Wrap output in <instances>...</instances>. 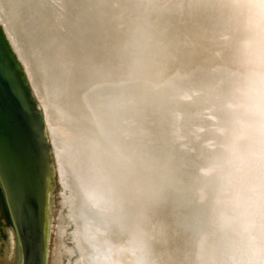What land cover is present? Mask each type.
I'll use <instances>...</instances> for the list:
<instances>
[{"label": "bare ground", "instance_id": "obj_1", "mask_svg": "<svg viewBox=\"0 0 264 264\" xmlns=\"http://www.w3.org/2000/svg\"><path fill=\"white\" fill-rule=\"evenodd\" d=\"M224 1L217 33L229 59L219 86L229 116L217 130L225 159L204 170H220L216 220L231 234L236 220L254 231L259 253L252 261L264 264V0ZM162 4L0 0V23L44 109L72 194L79 264H198L201 255L203 264L218 263L203 251L197 258L166 198L180 188L176 178L183 180V107L195 93L180 74L185 58L172 63L163 43L152 42V15ZM160 167L174 174L170 191L143 172L161 177ZM238 252V264H251Z\"/></svg>", "mask_w": 264, "mask_h": 264}, {"label": "rangeland", "instance_id": "obj_2", "mask_svg": "<svg viewBox=\"0 0 264 264\" xmlns=\"http://www.w3.org/2000/svg\"><path fill=\"white\" fill-rule=\"evenodd\" d=\"M219 1L223 7L226 5L224 0H161V3L163 2L161 9L158 8L157 13L152 15L154 17L152 24L155 27L152 42L155 44L159 39L163 43L158 47L174 57L172 63L179 55L185 58L180 63L181 68L183 67L180 74L185 78L184 86L189 88H186L187 91L195 93L191 98H187V105L183 107L187 125L184 142L182 141L185 154L182 150L181 152L187 159L186 161L184 159L180 171L185 177L183 176L182 181H177L180 188L174 194L176 207L172 210L175 214H172L177 216L190 243L196 248L197 258L201 255L202 248L216 247L217 251L211 253L217 264H238L235 253L239 248L240 256L246 257L253 264V258L259 253L255 232L236 220L231 225L234 236L243 244L247 243V248L231 243L230 236L224 228L218 226L216 216L213 214V207L217 204L214 197H219L222 194L220 192H223L220 185V170H210L211 173L204 170L207 169V165L217 166L224 162L225 158L222 155L224 145L221 146L218 142L223 141L220 140L222 135L218 127H222L229 116L225 109L226 104L224 106L226 95L224 88L219 87L222 78L221 67L225 63L224 60L229 59L226 58L228 52L225 37H219L217 33L218 27L226 18L225 8L220 11ZM120 20L118 18L119 22L122 21ZM225 32H222L224 36ZM155 46L157 47V44ZM220 50L224 52L225 59L219 57L222 53ZM172 71L175 72V68H172ZM60 175L62 180L58 171L54 174L49 196L47 264H79L80 251L75 242L76 226L70 206L72 194L65 184L61 171ZM159 182L167 185L163 180ZM203 194L206 195L204 198ZM239 226L241 231L237 230ZM201 257L202 261L199 256L198 264L204 262L202 255ZM19 259L18 237L0 183V264H18Z\"/></svg>", "mask_w": 264, "mask_h": 264}, {"label": "water", "instance_id": "obj_3", "mask_svg": "<svg viewBox=\"0 0 264 264\" xmlns=\"http://www.w3.org/2000/svg\"><path fill=\"white\" fill-rule=\"evenodd\" d=\"M89 32L87 34H92ZM17 94L20 95L19 100ZM160 168L158 174H162L161 177H155L151 171L143 172L149 181L168 190L167 179H172L174 174L169 167ZM57 171L61 179L44 109L0 23V183L18 237V264H47V210ZM160 180L167 182V185L164 186ZM177 181L178 178L174 182ZM168 194L166 198L174 205L171 210H175L176 196L171 192ZM216 223L224 228L231 243L241 245L240 239L233 237L229 228L221 226L218 221ZM181 230L184 231L182 227ZM187 243L196 249L188 237ZM202 251L213 255L211 252L215 253L217 249L202 248Z\"/></svg>", "mask_w": 264, "mask_h": 264}, {"label": "snow or ice", "instance_id": "obj_4", "mask_svg": "<svg viewBox=\"0 0 264 264\" xmlns=\"http://www.w3.org/2000/svg\"><path fill=\"white\" fill-rule=\"evenodd\" d=\"M17 99H18V100L20 99V95H19V94H17Z\"/></svg>", "mask_w": 264, "mask_h": 264}]
</instances>
